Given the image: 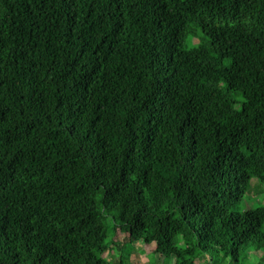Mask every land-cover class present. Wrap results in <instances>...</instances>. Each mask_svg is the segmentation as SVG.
I'll return each instance as SVG.
<instances>
[{
	"label": "trees",
	"instance_id": "obj_1",
	"mask_svg": "<svg viewBox=\"0 0 264 264\" xmlns=\"http://www.w3.org/2000/svg\"><path fill=\"white\" fill-rule=\"evenodd\" d=\"M258 184L264 0H0V264H264Z\"/></svg>",
	"mask_w": 264,
	"mask_h": 264
},
{
	"label": "rangeland",
	"instance_id": "obj_2",
	"mask_svg": "<svg viewBox=\"0 0 264 264\" xmlns=\"http://www.w3.org/2000/svg\"><path fill=\"white\" fill-rule=\"evenodd\" d=\"M253 183H257V181L253 180ZM264 204V184H258L253 187L252 191L246 192L244 197L238 202L235 206L236 210H245L254 208L257 205ZM118 239L122 238V235L117 236ZM155 243L153 240L149 242H139L131 255V263L132 264H148V257L150 253L154 250ZM106 256L111 259H116V254L114 252H109ZM162 261L160 258L156 259V263L160 264Z\"/></svg>",
	"mask_w": 264,
	"mask_h": 264
}]
</instances>
